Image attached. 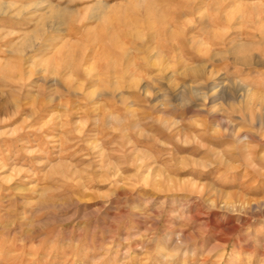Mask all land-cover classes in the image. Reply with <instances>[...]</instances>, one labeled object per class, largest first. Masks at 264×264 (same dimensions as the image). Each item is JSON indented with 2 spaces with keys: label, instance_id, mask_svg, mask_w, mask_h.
Wrapping results in <instances>:
<instances>
[{
  "label": "rangeland",
  "instance_id": "1",
  "mask_svg": "<svg viewBox=\"0 0 264 264\" xmlns=\"http://www.w3.org/2000/svg\"><path fill=\"white\" fill-rule=\"evenodd\" d=\"M0 264H264V0H0Z\"/></svg>",
  "mask_w": 264,
  "mask_h": 264
},
{
  "label": "bare ground",
  "instance_id": "2",
  "mask_svg": "<svg viewBox=\"0 0 264 264\" xmlns=\"http://www.w3.org/2000/svg\"><path fill=\"white\" fill-rule=\"evenodd\" d=\"M226 19V18H225ZM263 204V202H261ZM261 203H259L258 205H260Z\"/></svg>",
  "mask_w": 264,
  "mask_h": 264
}]
</instances>
